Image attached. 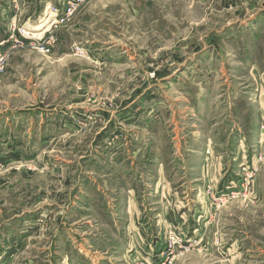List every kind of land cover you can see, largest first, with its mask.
<instances>
[{"label": "rangeland", "instance_id": "rangeland-1", "mask_svg": "<svg viewBox=\"0 0 264 264\" xmlns=\"http://www.w3.org/2000/svg\"><path fill=\"white\" fill-rule=\"evenodd\" d=\"M0 264H264V0H0Z\"/></svg>", "mask_w": 264, "mask_h": 264}, {"label": "built area", "instance_id": "built-area-1", "mask_svg": "<svg viewBox=\"0 0 264 264\" xmlns=\"http://www.w3.org/2000/svg\"><path fill=\"white\" fill-rule=\"evenodd\" d=\"M28 29L29 28H26V26L18 27L16 16L14 17L9 39L0 42V73L5 70L9 57L13 51L27 47L40 52L49 51L50 48L48 47V44H50V42L47 43L46 41V36L49 32L45 36L37 38L32 34L33 30L29 31Z\"/></svg>", "mask_w": 264, "mask_h": 264}]
</instances>
